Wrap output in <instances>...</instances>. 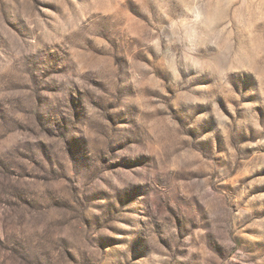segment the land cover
Masks as SVG:
<instances>
[{"label": "rangeland", "instance_id": "rangeland-1", "mask_svg": "<svg viewBox=\"0 0 264 264\" xmlns=\"http://www.w3.org/2000/svg\"><path fill=\"white\" fill-rule=\"evenodd\" d=\"M0 264H264V0H0Z\"/></svg>", "mask_w": 264, "mask_h": 264}]
</instances>
